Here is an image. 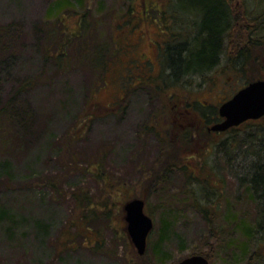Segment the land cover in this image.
I'll list each match as a JSON object with an SVG mask.
<instances>
[{"label": "rangeland", "instance_id": "obj_1", "mask_svg": "<svg viewBox=\"0 0 264 264\" xmlns=\"http://www.w3.org/2000/svg\"><path fill=\"white\" fill-rule=\"evenodd\" d=\"M57 1L0 0V25L15 23L19 30L16 39H0V49H7L0 51V103L20 82L38 78L20 96L34 119L33 135L13 155L0 156V164L8 163L0 169V264H176L199 251L209 264H264V234L247 238L240 227L254 223L256 204L246 181L236 178L248 170L237 165L244 159L235 146L247 142L251 127L264 128V117L236 133L214 134L197 115L217 111L246 82L264 78V0L230 3L232 17H240L230 26V51L247 48L258 54L257 63L241 72L222 60L204 77L167 79L165 87L151 89L128 86L131 78L124 79L135 71L133 64L125 67L120 53L101 70L90 65L89 52L84 56L73 43L65 44L70 36L75 44L81 41L77 32L85 24L97 43L121 48L125 39L116 41L115 33L131 28L130 6L141 0H70L77 5L61 12L53 8ZM196 21L188 20L189 28L196 30ZM115 102L117 113L105 109ZM165 103L169 110L163 115ZM173 153L174 164L166 170ZM49 178L59 192L47 184ZM204 194L217 206L208 213L212 228L193 205L194 196L203 203ZM134 197L144 200L154 221L146 257L126 232L123 205ZM85 198L93 208L84 207Z\"/></svg>", "mask_w": 264, "mask_h": 264}, {"label": "trees", "instance_id": "obj_2", "mask_svg": "<svg viewBox=\"0 0 264 264\" xmlns=\"http://www.w3.org/2000/svg\"><path fill=\"white\" fill-rule=\"evenodd\" d=\"M74 1L76 3H81L80 0ZM181 1H183V3L187 2V4L183 6L186 7L185 9L187 11L197 13L199 23L195 30V32H197V34H195V39L191 42L186 41L188 40L187 37L186 39L180 40L181 44L174 47L175 52L168 59V64H170L177 78L180 76L179 78L182 79V77L189 75L204 77L207 71L217 66L222 60H225L227 65L233 63V67L241 72L245 71L244 65H247L252 61L257 63L258 54L252 55V51L247 50V48H239L233 52L225 49L224 44L229 40V36H226V33L232 32V28L238 25V19L240 18L235 16L232 17V12L230 11L231 0H176L178 3ZM75 2L70 0H58L54 3L53 8L57 9V12H61L66 7H72L73 3L74 5H77ZM247 19L248 20H245L244 16H242L241 20L247 24V22L251 21L248 17ZM255 19L256 18H254V20ZM230 26H232V28ZM18 33L19 30L15 23L0 25V39H4L5 41L16 39ZM58 34L62 35L65 39L66 35H63L60 32H58ZM77 34H80L81 41L76 40L75 44L70 36L69 39L65 41V44L68 45L69 42L73 43L74 51L79 52L78 54L84 55L83 52H89L92 55L89 56L90 65L97 68L100 67V69L103 70L106 66L107 60L109 62V60L114 57V48L113 50H110L104 44L97 43V41L94 40V32L91 29H88L85 24L82 25ZM84 35H87L88 38H84ZM5 50H7L6 44L0 49V51L4 52ZM47 53L48 50L46 49L45 54ZM65 56L66 53L62 51L60 54L56 55V61L59 60V64H62ZM3 61L4 59L0 58V62ZM261 64H263V62H261ZM259 78L260 77H256L248 82ZM37 79L38 78L28 79L20 82L18 86L10 92V96L0 103V156L13 155V153L17 152L20 143L28 141L33 135L32 124L34 119L32 118V114L29 112L26 103L21 100L20 96L33 83H35V80ZM201 107L204 110L205 105H202ZM205 112L206 111L204 110L202 115L205 118L208 117L207 120L209 121L213 120L217 114L215 107H213L211 111L207 113ZM242 125L243 124L237 127H232L228 132L236 133ZM250 130L252 133H250L251 135L247 139V142L240 144L235 143V146L237 148L239 147L240 152H242L244 159V163L243 161H239L241 164L237 165L244 168V171L248 170L245 178H242V176H239L238 174H236V178L240 181H246L248 195L256 204V219L253 223L254 225L248 223V221H244L240 225L244 236L247 238L254 237L256 234H261L263 237L264 234V128L254 126L251 127ZM251 145H253L254 149L257 148L255 152L241 149L243 146L248 147ZM173 159H176V153L170 154L165 160L166 170H169L170 166L174 164ZM235 162L236 160H234V163ZM6 164L8 163L4 162L0 164V169L5 170ZM165 176L166 174L162 176L159 181H164L166 178ZM187 178L192 179V176L187 175ZM204 180L208 186L211 185L208 178H204ZM47 184L50 185L55 192H59L60 189L54 178L47 179ZM211 186L213 188V184ZM204 196L206 201L204 200L203 203L206 202V204L201 202L199 199L200 197L196 198L194 196L195 200L193 205L199 212H201L212 228L213 221L212 218H210L212 216L208 215V213L209 211L215 210L217 206H215L213 200L210 199L209 194H204ZM82 204L84 207H94L90 204V201L89 203L86 202V198L82 201ZM81 217L83 219L85 218V222L88 221V216L85 214L81 215ZM165 227L166 224L164 223L163 230ZM147 253L146 250L143 256L146 257L148 255ZM194 254H202L206 258L208 257L201 251L194 252ZM156 264L159 263L156 262ZM247 264H250V261H248Z\"/></svg>", "mask_w": 264, "mask_h": 264}, {"label": "flooded vegetation", "instance_id": "obj_3", "mask_svg": "<svg viewBox=\"0 0 264 264\" xmlns=\"http://www.w3.org/2000/svg\"><path fill=\"white\" fill-rule=\"evenodd\" d=\"M170 4H173L172 0L171 2H162L158 4L155 1H137L134 6H130L133 11L131 12V17L127 18V21L129 22L132 19L133 24H131V28H124L115 33L114 37H116V41L120 37L124 38L125 41L123 42L121 48L117 46L114 53H120V56L123 55V57H125V67L128 68V66L133 64L132 68L135 71L134 76L132 74H128L126 79H124V81H126L128 77L131 78L128 83L129 87L151 89L159 87L160 84H163V87H165L167 79L175 81L180 77H176V74L173 72L170 64H168V59L175 52L174 47L181 44L180 40L183 39L181 36L182 32H188L187 35L185 34L187 37L193 33L192 38L188 39H195V34H197V32H195L194 28H189L190 25H187V23L190 19H194L196 21L197 13L187 11L185 9L186 7L179 5L175 6L173 4L174 6L170 7ZM230 11L232 12L231 7ZM191 15H194V18H192ZM133 19L135 22H133ZM198 23L199 20L198 22L196 21V26ZM122 24L124 23L121 22L118 25L121 26ZM226 36H229L230 38L232 36V32L226 33ZM229 44L230 39L226 42V44H224L226 50H231ZM262 69L264 70V61ZM157 98L160 99L159 97ZM121 99L122 98H120V100ZM115 103H117L115 107L106 106L105 109H113L115 113H117L118 102ZM168 110L167 104L165 103L163 109L161 110V114H166ZM181 114V110H175V116L180 117ZM197 115L200 123H204L208 132L221 134L226 133V131L228 132L230 129L229 128L225 131L209 130V127L212 124L223 119L218 115V111L214 119L211 120V125L207 124V122H209V120H207L208 117L205 118L203 115ZM263 117L264 115L257 119H247L238 126L249 122L259 121Z\"/></svg>", "mask_w": 264, "mask_h": 264}, {"label": "water", "instance_id": "obj_4", "mask_svg": "<svg viewBox=\"0 0 264 264\" xmlns=\"http://www.w3.org/2000/svg\"><path fill=\"white\" fill-rule=\"evenodd\" d=\"M218 115L223 119L212 124L209 130L225 131L247 119H257L264 115V79L253 80L238 89L218 107ZM126 232L136 252L143 255L147 249V238L153 228L151 216L144 211V200L138 197L123 205ZM176 264H209L202 254H191Z\"/></svg>", "mask_w": 264, "mask_h": 264}]
</instances>
